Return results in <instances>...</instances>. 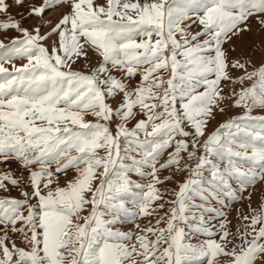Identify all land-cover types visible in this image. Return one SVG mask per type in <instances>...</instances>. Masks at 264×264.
Segmentation results:
<instances>
[{
    "label": "snow or ice",
    "instance_id": "snow-or-ice-1",
    "mask_svg": "<svg viewBox=\"0 0 264 264\" xmlns=\"http://www.w3.org/2000/svg\"><path fill=\"white\" fill-rule=\"evenodd\" d=\"M0 264H264V0H0Z\"/></svg>",
    "mask_w": 264,
    "mask_h": 264
}]
</instances>
